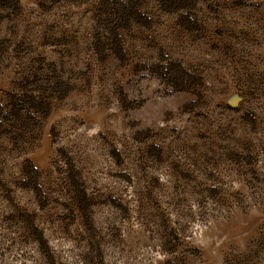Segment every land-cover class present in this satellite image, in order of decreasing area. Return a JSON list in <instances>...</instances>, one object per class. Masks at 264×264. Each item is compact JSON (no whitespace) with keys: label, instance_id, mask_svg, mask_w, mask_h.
Segmentation results:
<instances>
[{"label":"rangeland","instance_id":"374dc122","mask_svg":"<svg viewBox=\"0 0 264 264\" xmlns=\"http://www.w3.org/2000/svg\"><path fill=\"white\" fill-rule=\"evenodd\" d=\"M115 1L0 0V264H264V0Z\"/></svg>","mask_w":264,"mask_h":264},{"label":"trees","instance_id":"16d2710c","mask_svg":"<svg viewBox=\"0 0 264 264\" xmlns=\"http://www.w3.org/2000/svg\"><path fill=\"white\" fill-rule=\"evenodd\" d=\"M1 1H3L4 4L6 3L5 1L16 3L15 0H1ZM115 2H117L118 4L115 6L110 16L113 17V20H116V22L119 21L121 23H125L129 19V17L135 14L137 16V14L139 13V5L137 4L138 2L137 0H116ZM184 2L190 3V0H168V2L164 4H166L168 8L170 6L172 7L173 5H176L175 8L169 9L168 12H170L177 10L179 6ZM55 88L57 87L55 86ZM43 93L44 92L39 93L32 91L27 95L20 94L14 96V99L9 104L10 107L9 110L7 111V115H9L14 119H20L25 115L27 116L32 115V117L35 119L38 113H40L39 112L40 109L45 108L44 114L48 113V105L46 104V100L45 97L43 96ZM34 190L39 191L38 188H34ZM84 197H85V193L82 191L80 195L81 200ZM38 233H39L38 243L40 247H42L44 251L48 250V247H46V239L43 233L41 232Z\"/></svg>","mask_w":264,"mask_h":264}]
</instances>
